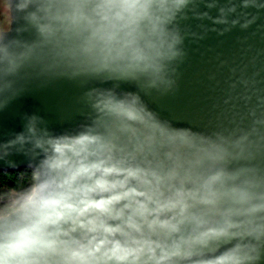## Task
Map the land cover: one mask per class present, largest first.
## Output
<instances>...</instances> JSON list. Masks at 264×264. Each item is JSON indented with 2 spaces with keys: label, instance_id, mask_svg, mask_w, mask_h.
<instances>
[{
  "label": "clouds",
  "instance_id": "9594fccd",
  "mask_svg": "<svg viewBox=\"0 0 264 264\" xmlns=\"http://www.w3.org/2000/svg\"><path fill=\"white\" fill-rule=\"evenodd\" d=\"M194 2L7 0L0 112L26 67L99 85L75 130L24 114L0 140V264H264V133L255 122L204 132L144 100L172 90L186 55L179 20ZM130 82L143 87L119 88Z\"/></svg>",
  "mask_w": 264,
  "mask_h": 264
},
{
  "label": "water",
  "instance_id": "95a60500",
  "mask_svg": "<svg viewBox=\"0 0 264 264\" xmlns=\"http://www.w3.org/2000/svg\"><path fill=\"white\" fill-rule=\"evenodd\" d=\"M254 2L255 6L247 8L242 0H195L189 5L187 16L179 20L186 55L174 65L177 72L172 75L171 91L144 95L151 109L164 119L226 137L254 122L264 133V0ZM232 5L234 12L227 10ZM221 8L226 23L215 22ZM234 20L239 22L233 24ZM246 21L247 27H242ZM98 85L96 79L70 80L42 72L38 66L26 67L21 72L19 95L0 112V140L23 130L24 114L43 117L55 133L75 130L87 122L90 112L85 93ZM141 87L131 82L119 85L127 90ZM259 162L264 163V144ZM5 168L0 162V172Z\"/></svg>",
  "mask_w": 264,
  "mask_h": 264
},
{
  "label": "rangeland",
  "instance_id": "374dc122",
  "mask_svg": "<svg viewBox=\"0 0 264 264\" xmlns=\"http://www.w3.org/2000/svg\"><path fill=\"white\" fill-rule=\"evenodd\" d=\"M11 21L7 9V1L0 0V30H7L10 27Z\"/></svg>",
  "mask_w": 264,
  "mask_h": 264
},
{
  "label": "trees",
  "instance_id": "16d2710c",
  "mask_svg": "<svg viewBox=\"0 0 264 264\" xmlns=\"http://www.w3.org/2000/svg\"><path fill=\"white\" fill-rule=\"evenodd\" d=\"M3 173H4V172H0V178H2V177H3Z\"/></svg>",
  "mask_w": 264,
  "mask_h": 264
}]
</instances>
